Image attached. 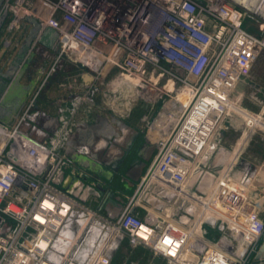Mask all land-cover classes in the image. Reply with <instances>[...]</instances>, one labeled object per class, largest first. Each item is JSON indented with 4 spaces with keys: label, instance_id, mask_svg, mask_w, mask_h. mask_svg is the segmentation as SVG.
<instances>
[{
    "label": "built area",
    "instance_id": "obj_1",
    "mask_svg": "<svg viewBox=\"0 0 264 264\" xmlns=\"http://www.w3.org/2000/svg\"><path fill=\"white\" fill-rule=\"evenodd\" d=\"M4 1L56 31L62 63L114 70L150 102L167 100L166 133L141 188L152 184L184 199L194 214L181 224L168 212L139 217L127 208L116 220L89 213L55 185L63 157L23 135L19 122L7 130L0 149V264H109L110 242L119 237L167 264H246L264 235V223L246 206L242 183L229 169L205 197L186 188L227 117L240 115L249 128L248 118L262 122L264 102L258 110L243 102L246 79L264 59V23L258 24L261 36H253L244 28L245 13L228 0ZM19 140L26 143L21 156ZM71 215L79 229L63 237ZM223 221L246 238L242 256L235 252L236 241L232 252L222 238L205 240ZM82 223L86 237H80ZM92 230L102 239L90 254Z\"/></svg>",
    "mask_w": 264,
    "mask_h": 264
},
{
    "label": "crops",
    "instance_id": "obj_2",
    "mask_svg": "<svg viewBox=\"0 0 264 264\" xmlns=\"http://www.w3.org/2000/svg\"><path fill=\"white\" fill-rule=\"evenodd\" d=\"M5 6L8 8V12L11 11L12 15L9 13L7 27L0 36V43H2L0 45V70L2 71L6 69L10 59L16 55L27 34L24 29H27L29 25L24 22V19L26 17L32 18L30 13L23 9L13 8L6 1L3 4V7ZM246 17L256 19L253 15L245 13V19ZM256 21L261 22L258 19ZM43 29L44 26H42L41 32ZM43 49L40 45H32L23 60V63H25L26 59L33 55L32 62H30L20 80V85L27 86L31 82H35V85L12 128L20 122L19 131L23 135L31 137L32 141L36 143L50 146L63 157L64 165L55 180L58 184L55 185L60 190L64 191V187L69 190L64 192L89 213H100L108 217V211L105 209L99 210L100 199L90 192L88 183L82 181L75 183L72 181L75 173L86 174L88 172L84 171L77 164V161L81 159L90 160L92 165H98L105 171H110L109 165L121 158L129 141L133 139L128 156L118 163V170L112 181L107 182L102 178L98 180L108 191L122 199L124 209L128 208V211L136 216L143 217L147 212L158 215L162 212H168L179 223L187 224L194 214V208L188 201L165 194L159 190L153 193L151 190L155 186L152 184L141 188L147 169L158 151L159 141L166 133L165 128L158 125H149L143 128L138 122L127 121L128 115H119L104 107V101L108 100L109 97L108 85L103 83L104 78L110 75V71L107 69L87 71L82 67H77L79 71H84L85 77H82L84 84H81L79 79L81 77H74L70 82L71 85L68 84L66 88L63 87L61 91H58L57 82L63 76L71 75L69 72L73 67L58 60L56 44L52 49ZM261 63H264V59H260L255 63L246 79L245 105L249 109L260 108L264 102V69L261 70V80H254L255 75L257 76L261 69ZM99 79L101 81L98 84L101 88L95 85ZM152 114L150 112L143 119H152ZM159 118V123L165 124L164 115H157L156 119ZM34 119L38 124L33 123ZM143 119L141 116L139 122L143 123ZM248 124L250 126L248 138L257 131L260 134L264 150L263 121L248 118ZM0 128L5 132V135L0 132L1 149L6 140L7 130ZM32 134L35 135V138L32 137ZM240 144H246V140L244 142L243 139ZM240 147L242 146L238 145L236 149ZM236 168H240V171L244 174L239 177L232 176V179L237 183H242L246 206L249 209L258 208L255 211L261 217V213H264L262 210L264 205V152L258 162L240 159ZM203 195L207 196L208 194ZM83 226L82 223V235L80 237H86L89 234ZM90 237L93 241H90L92 247L89 248V253L93 254L96 252L102 236L99 237L96 230H92ZM126 245L128 243L124 238H121L120 241L115 239L110 242L107 252L109 264ZM136 248L147 250L143 247L133 246V249ZM155 257L158 256L155 255ZM151 263L157 264L154 258ZM259 264H264V261Z\"/></svg>",
    "mask_w": 264,
    "mask_h": 264
},
{
    "label": "rangeland",
    "instance_id": "obj_3",
    "mask_svg": "<svg viewBox=\"0 0 264 264\" xmlns=\"http://www.w3.org/2000/svg\"><path fill=\"white\" fill-rule=\"evenodd\" d=\"M9 13L10 15H12L11 11ZM258 24L259 23L253 17L252 18L246 17L245 22H244V28L253 36L260 37L261 35L258 31ZM6 27H7V24H6ZM260 65H261V69L257 73V76L255 75L254 80L256 81H259L262 78L260 74H261V70L264 69V63L263 64L261 63ZM83 72L84 71L82 70L79 71L78 68L74 66L72 70H70L69 72L71 75L63 76V78H61L60 81L57 82L58 83L57 90L61 91L63 87L66 88V85L67 86L68 84L71 85L70 82H72L71 80H73L74 77L76 78L81 77L79 78L81 80V84H84V82H82L83 81L82 79L85 77ZM100 81L101 80L99 79L97 84H95L99 88H101V86L98 84ZM103 83L107 84L108 89H109L108 100L104 101V104H105L104 107L106 109L112 112H116L119 115H128L129 117L127 121L138 122V124L141 125V127L143 128L149 125H152V126L158 125L162 128L165 126V124L159 123L160 118L156 119V116L163 115V112L165 111V108H166L165 104L167 103V100H160V101H157L156 103L150 102L147 99L149 97L148 96L146 97V95L143 92L141 93V92L135 91V89L131 86L130 83L125 84L124 81L117 78L114 70H110L109 77L104 78ZM103 83L101 84L103 85ZM243 104H245V102H243ZM255 110H258V107H255ZM150 112L153 113L152 114L153 118L143 119V117L149 114ZM141 116L143 119V123L139 122ZM262 118H263L262 121L264 123V115ZM163 121H164V118H163ZM249 132H250L249 127L246 126V122L244 118L241 117L240 115L231 114L229 117H227L224 120L219 132L217 133L213 141V144H212L213 148H212L211 153H209L206 156V159L197 168V170L195 171L194 175L191 177L187 185L186 190L188 191L189 194H195L198 197H204L205 195L203 194H206V195L209 194L210 191L213 189L218 176L221 173L228 171L229 169H230L229 175L231 176V178H233L232 176L239 177L242 174H244V172L242 173L240 171V168H236L237 163H239L240 159L241 160L248 159V161H252V162H258L259 160H261L264 150H263V145L261 143L260 134H258L257 131H255V133H253V135H251L248 138ZM243 139H244V142L246 140V144H240V142L243 141ZM238 145L242 147L236 149ZM231 167H234V168H231ZM157 191L158 189L156 187H154L151 190V192L153 193ZM257 209L258 208L254 210H257ZM262 210L264 211V205L262 207ZM256 213H257V216L264 223V213H261V217L259 216L258 212ZM236 215L237 217L239 216L238 220L240 221L242 218V215H240V213L239 214L236 213ZM223 222L224 224L223 226H221V228L217 227L215 231L213 230L210 232L208 231L205 234V240L220 241V239L222 238L221 240H223L224 242L230 241V244H232V247H233L232 248V252H233L234 249L239 244L238 241H240V239L242 241V238L244 235L240 233L241 234L240 239L236 241V247L234 248L233 245H235V240L233 238V231L230 230L232 225L228 223L227 221H223ZM258 241L260 242H259L257 249L251 255V258L246 264H259L263 261V260L260 261V259H256V257L264 241V235ZM153 258L156 260L157 264H167L166 261L164 260L162 261V259L155 257L153 253L147 250H143L141 248L133 249V246H130L128 244L122 249V251L117 256H115V258L111 261L110 264H154V263H151Z\"/></svg>",
    "mask_w": 264,
    "mask_h": 264
},
{
    "label": "water",
    "instance_id": "obj_4",
    "mask_svg": "<svg viewBox=\"0 0 264 264\" xmlns=\"http://www.w3.org/2000/svg\"><path fill=\"white\" fill-rule=\"evenodd\" d=\"M228 2L243 12L253 15L256 19L264 23V0H228ZM3 4L4 0H0V8ZM4 8L6 11L8 10L7 6ZM3 20L4 18L0 19V28ZM24 22L29 25L27 29H24L27 34L18 48L16 55L10 59L6 69L4 71L0 70V127L6 130L10 129L20 116L25 101L31 95L35 85V82H31L27 86L20 85V80L33 58V55H30L25 63H23L25 56L32 45L37 44L44 49H52L57 39V33L52 28L46 27L41 32L42 26L34 19L26 17ZM32 137L35 138V135L32 134ZM132 141L133 139L129 141L121 158L109 165L110 171H105L101 166L92 165L90 160L81 159L77 161V164L84 171L88 172H86V174L75 173L73 175V182L78 183L79 181H82L88 183L90 192L96 198L100 199L99 210L105 209L108 211V218L110 220H116L125 211L122 205L123 201L118 196L116 197L114 193L108 191L98 179L102 178L107 182L112 181L114 175L117 173L118 163H120L124 157L128 156ZM55 184L57 185L58 182L55 181ZM64 191L68 192L69 190L64 187ZM128 212L132 213L131 211ZM78 229L79 224L77 216L71 215L66 227L62 230L61 235L63 237L73 236ZM121 238L122 237H119L118 241H120ZM61 243V241H57L56 246H60ZM256 259L264 261V241L259 249Z\"/></svg>",
    "mask_w": 264,
    "mask_h": 264
},
{
    "label": "bare ground",
    "instance_id": "obj_5",
    "mask_svg": "<svg viewBox=\"0 0 264 264\" xmlns=\"http://www.w3.org/2000/svg\"><path fill=\"white\" fill-rule=\"evenodd\" d=\"M119 89V88H118ZM136 91V90H135ZM128 94V93H127ZM126 94V95H127ZM136 94V93H135ZM141 94V93H140ZM129 95V94H128ZM137 95V94H136ZM135 96V95H134ZM127 97V96H126ZM137 97V96H136ZM135 97V98H136ZM130 98V97H129ZM125 99V98H124ZM127 99V98H126ZM136 101V100H135ZM133 102V101H132ZM0 132H2L3 134L2 135H5V132H3V130L1 129V131ZM7 137V136H6ZM25 144L26 143H24V142H22L21 140H19L18 142H17V146H16V148H17V152H18V154L21 156L22 154H24L25 153V150H26V147H25ZM184 194V193H183ZM240 231L237 229L236 231H234L233 232V238H234V240L235 241H237L238 239H240ZM243 241H247L246 240V238L243 236V238H242V241H241V239H240V241H238V245H237V247H236V250H235V252H236V254L238 255V256H242L243 254H244V247H242L243 246ZM229 242L230 241H225L224 243H225V246H229Z\"/></svg>",
    "mask_w": 264,
    "mask_h": 264
},
{
    "label": "flooded vegetation",
    "instance_id": "obj_6",
    "mask_svg": "<svg viewBox=\"0 0 264 264\" xmlns=\"http://www.w3.org/2000/svg\"><path fill=\"white\" fill-rule=\"evenodd\" d=\"M6 12V13H5ZM1 18H4V20H3V23H2V25H1V28H0V36H1V34H3L4 33V31H5V27H6V24H7V22H8V18H9V12H8V10L6 11L5 10V8L2 6L1 8H0V19ZM2 43H0V45H1ZM31 120V119H30ZM31 123H32V120L30 121ZM27 123V122H26ZM33 123H35V124H38L36 121H35V119L33 120Z\"/></svg>",
    "mask_w": 264,
    "mask_h": 264
}]
</instances>
